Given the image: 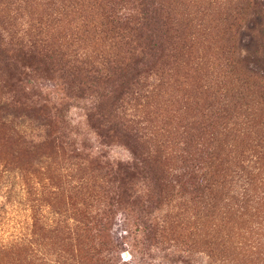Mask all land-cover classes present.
I'll return each instance as SVG.
<instances>
[{
  "label": "trees",
  "instance_id": "16d2710c",
  "mask_svg": "<svg viewBox=\"0 0 264 264\" xmlns=\"http://www.w3.org/2000/svg\"><path fill=\"white\" fill-rule=\"evenodd\" d=\"M263 5L264 0H0V148L15 147L0 158V177H17L20 192L29 196L31 234L60 231L45 213L63 197L54 179L61 180L63 167L56 162L67 154L64 98L94 88L98 101H112L116 110L126 103L124 118L137 130V141L144 142L138 141L144 150L139 154L135 149V154L151 164L156 189L169 184L168 173L182 191L192 189L193 244L204 245L221 261L238 250L236 264H264V241L247 237L252 236L249 230L235 233L227 221L232 214L251 222L254 212H264L262 157L260 152L252 155L257 158L245 156L251 149L244 140L257 133L256 110L231 83L238 87L236 68H222L214 82L195 80V85V76L181 70L200 69L199 64L189 67L194 59L186 31H202L211 21L217 28L248 10L262 22ZM180 57L184 66L165 68V59L177 62ZM23 60L33 74L61 80L65 96H43L42 88L40 100L31 101L19 78L23 72L17 63ZM206 89L215 102L203 107ZM32 94H37L34 87ZM176 102L183 105L172 113L169 107ZM232 106L242 111L231 112ZM257 146L264 150V136ZM76 158L69 156L67 163L78 167L72 162ZM77 182L80 192L97 187L90 178L78 177ZM53 212L63 216V209ZM39 243L21 237L1 245L0 264H25L18 259L23 255L53 262L55 252ZM8 254L16 260L4 261Z\"/></svg>",
  "mask_w": 264,
  "mask_h": 264
},
{
  "label": "rangeland",
  "instance_id": "374dc122",
  "mask_svg": "<svg viewBox=\"0 0 264 264\" xmlns=\"http://www.w3.org/2000/svg\"><path fill=\"white\" fill-rule=\"evenodd\" d=\"M261 14L264 15V5ZM236 17V20L230 18L217 28V22L211 21L206 24L207 29L185 32L191 37L187 43L194 59L189 67L199 64L198 73L185 69L182 57L177 62L165 59V68L184 66L183 72L195 76L191 79L193 85L196 82H214L222 68H236L238 87L233 80L231 83L234 88H239L240 96L246 98L248 104H253L257 113L254 119L257 133L244 140L245 146L251 149L245 156L260 152V164L264 165V150L257 146L264 136V20L260 22L259 14L251 10ZM26 64V60L17 63L23 72L19 76L23 80L21 84L29 94L33 87L37 92L31 97L27 95L31 101L40 100L42 88L43 96L48 93L65 96L61 80L48 73L33 74ZM206 91H202L203 99L200 101L203 107L215 102L211 90ZM96 94V89L90 88L78 91L70 99L64 98L65 119L69 122L63 126L66 142L63 151L67 154L56 162L63 167V174L58 175L61 180L54 179L61 186L63 194L61 190L60 195L63 197L52 209H63V216L52 210V213L49 210L45 213L47 221L60 231L33 236L29 196L20 192L16 185L17 177L11 175L5 180L0 177V246L28 237L30 241L45 245L46 250L55 252L54 261L49 264H236L241 258L238 250L230 251L226 260L221 261L216 256L211 257L210 250L204 245L193 244L189 237L196 223L192 189L188 186L185 192L182 191L180 184L168 173L169 184L157 190L149 172L151 164L143 163L135 154V149L139 154L144 150L138 146V141L144 142L137 141V130L124 118L126 103L117 104L120 109L116 110L112 101H98ZM182 105L176 102L169 109L173 113L174 108ZM236 110L238 108L232 106L231 112ZM14 148L12 145L0 148L3 152L0 158L11 154ZM230 150L236 151L237 148ZM69 156L77 157L72 162L78 163V167L67 163ZM255 156L252 157L257 158L258 155ZM78 177L94 180L97 187L89 192L78 191L75 188ZM254 213L251 222L228 214V228L240 234L249 230L252 236L247 233V237L253 241H264V212ZM212 222L217 223L215 219H211ZM6 257L4 261L10 262L16 260L11 258H17L9 254ZM38 258L18 256L25 264H45Z\"/></svg>",
  "mask_w": 264,
  "mask_h": 264
}]
</instances>
